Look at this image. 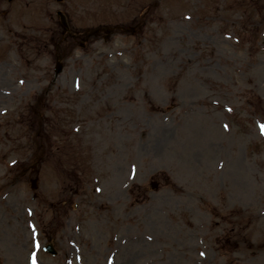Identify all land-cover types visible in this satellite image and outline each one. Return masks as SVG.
Wrapping results in <instances>:
<instances>
[{"label":"rangeland","instance_id":"obj_1","mask_svg":"<svg viewBox=\"0 0 264 264\" xmlns=\"http://www.w3.org/2000/svg\"><path fill=\"white\" fill-rule=\"evenodd\" d=\"M262 126L264 0H0V264H264Z\"/></svg>","mask_w":264,"mask_h":264},{"label":"snow or ice","instance_id":"obj_2","mask_svg":"<svg viewBox=\"0 0 264 264\" xmlns=\"http://www.w3.org/2000/svg\"><path fill=\"white\" fill-rule=\"evenodd\" d=\"M262 128H264V126H262Z\"/></svg>","mask_w":264,"mask_h":264}]
</instances>
